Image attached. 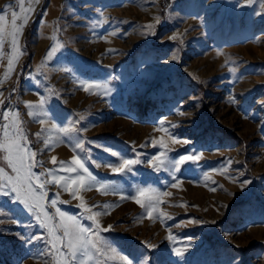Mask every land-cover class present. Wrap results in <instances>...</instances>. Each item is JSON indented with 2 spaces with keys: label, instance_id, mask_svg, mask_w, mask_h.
Listing matches in <instances>:
<instances>
[{
  "label": "rangeland",
  "instance_id": "374dc122",
  "mask_svg": "<svg viewBox=\"0 0 264 264\" xmlns=\"http://www.w3.org/2000/svg\"><path fill=\"white\" fill-rule=\"evenodd\" d=\"M262 3L0 0V137L8 124L37 154L51 223L58 208L95 231L88 217L99 213L101 254L88 264H264ZM188 154L198 158L177 170ZM73 156L88 170L84 185L47 183L76 179L58 167H75ZM124 159L140 163L113 172ZM47 235L0 196V264H55Z\"/></svg>",
  "mask_w": 264,
  "mask_h": 264
},
{
  "label": "snow or ice",
  "instance_id": "6c2138e0",
  "mask_svg": "<svg viewBox=\"0 0 264 264\" xmlns=\"http://www.w3.org/2000/svg\"><path fill=\"white\" fill-rule=\"evenodd\" d=\"M253 0H245L246 4H251ZM261 7H264V3L261 4ZM257 15H260L258 12ZM4 17L0 16V21H3ZM18 19L15 12L12 13V25L13 31L10 33L12 36L13 45L18 43V34L22 31V26L16 25V20ZM25 22L27 16L24 18ZM4 35V29L0 28V37ZM56 48H50L46 53V57H51L55 55ZM13 61L9 60L8 64L11 68ZM94 85H84V90L88 91ZM33 107V106H29ZM36 109V114H39L43 111L44 104L43 101L41 104L34 106ZM33 112L29 111V116H32ZM4 120L8 119V113H3ZM44 121L41 120L40 123ZM3 134L0 137V160L6 163L7 167L11 169L12 175H8L5 172L4 167H0V196L10 195L16 202H19L29 213L35 214V219L40 224L41 228L47 229V242L50 246V254L55 261V264H88V261L92 259V252L95 251L98 254H101L102 242L97 238V233L101 230L98 222L96 221V216L99 213H96L88 218L93 221L96 225L95 231L91 228H85L77 222L75 217L68 216L66 213L61 212L57 208V214L59 216L58 223H51L52 217L46 211L47 205L45 204V199L47 197V191L45 184L46 182L41 179L44 175L41 173L37 175L32 171L34 167L42 166L40 161L34 160V157L37 155L35 152H32L31 149L27 148L26 138L19 137L17 132L12 129L8 124L3 126ZM53 128L56 127L55 124L52 125ZM61 131H67V129H61ZM23 139V143H21ZM177 142V141H174ZM76 147H80V144L77 143ZM192 154L183 155L178 161L172 162L175 168L178 170L179 166L185 161L190 159H196ZM159 160V157L156 158ZM52 163L55 164V158H53ZM140 163L138 160L124 159L118 167H113L112 171L121 173V172H131L132 165ZM163 163V161H161ZM70 165L75 167H65L62 162L58 167L62 171L66 172H77L76 179H72L71 183L68 182L69 178L67 177H57L54 180H48L47 183H56L65 191H71L72 186L79 184L80 186L84 185V177L80 176V172H87V168L81 162L80 159H77L76 156H73ZM171 171V169H169ZM175 179V175L173 174ZM89 180H95V177L89 175ZM63 181V183H61ZM102 188H109L110 185L102 184ZM76 191H79L77 189ZM71 194L74 198L79 199L76 196V192L72 191ZM168 195V193H164ZM145 196V191L141 190L137 196L134 198L135 202L142 207V198ZM126 199L127 197H122ZM52 207H55L57 204V199L54 198L50 202ZM82 206V205H81ZM154 201L151 197L148 198V215L151 218L153 211ZM191 222V221H190ZM111 227V226H109ZM103 231H108V229H103ZM62 233V234H60ZM35 239V238H33ZM171 239V237H169ZM66 250V251H65ZM177 256H181L182 253L176 251ZM127 264V262H125Z\"/></svg>",
  "mask_w": 264,
  "mask_h": 264
},
{
  "label": "trees",
  "instance_id": "16d2710c",
  "mask_svg": "<svg viewBox=\"0 0 264 264\" xmlns=\"http://www.w3.org/2000/svg\"><path fill=\"white\" fill-rule=\"evenodd\" d=\"M29 37H30V31L28 29L27 32H26V34H25V38H24L25 39V42L28 41Z\"/></svg>",
  "mask_w": 264,
  "mask_h": 264
}]
</instances>
